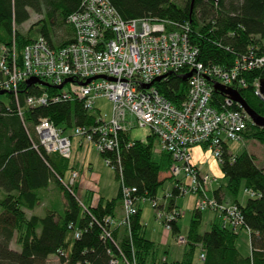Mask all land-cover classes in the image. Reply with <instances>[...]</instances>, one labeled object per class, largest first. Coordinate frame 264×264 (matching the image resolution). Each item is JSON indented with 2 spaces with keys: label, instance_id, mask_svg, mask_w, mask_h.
Listing matches in <instances>:
<instances>
[{
  "label": "trees",
  "instance_id": "16d2710c",
  "mask_svg": "<svg viewBox=\"0 0 264 264\" xmlns=\"http://www.w3.org/2000/svg\"><path fill=\"white\" fill-rule=\"evenodd\" d=\"M110 2L125 20L151 18L187 25L189 41L199 48L207 63L230 65L249 49L264 53V0ZM79 9L80 0H0V46L9 51L14 48L20 63L24 47L35 40L30 36L34 26H38V36L52 48L66 46L75 40L67 17ZM32 13L42 17L26 31L21 30ZM57 30H62V34H56ZM186 72H172L154 85L167 100L178 104L187 95ZM244 77L246 85L238 88V93L253 110L264 115V101L255 93V82L264 78V69L251 70ZM41 81L45 85L22 81L16 92L0 96V264H50L52 254L60 264H194L198 250L205 253L201 264H264V165L260 166L253 154L247 150L233 154L223 145L220 168L227 183L219 186L225 199L240 209L243 228L249 233V252L238 249V233L223 227L216 215L203 228L202 212L193 208L182 258H158L155 242L145 236L139 206L128 224L110 225L107 221L117 219L122 209L120 188L112 198L93 199L96 191L88 190L86 205L74 195L78 181L70 188L64 185V176L74 168L72 158L46 152L34 126L42 118L49 119L73 141V128L97 124L98 111L84 108L77 97L48 99L45 104L27 106L29 96L60 93L48 80ZM214 94L217 104L227 96L220 91ZM245 138L258 141L264 149V127L248 122ZM118 140V148L100 152L101 157L110 160L108 165L116 180L121 178L125 185L136 187L138 197L154 198L158 187L168 179H160L159 175L168 171L170 155L160 152L154 158L157 138L152 133L141 141L131 140L128 132H122ZM50 183L62 195L63 211L50 208L43 215L32 213ZM241 187L251 188L258 195L241 202L237 198ZM173 195H177V190ZM173 201L170 198L169 205ZM178 221L171 222L174 236L180 233ZM76 232L80 233L78 237Z\"/></svg>",
  "mask_w": 264,
  "mask_h": 264
},
{
  "label": "built area",
  "instance_id": "2783aa9c",
  "mask_svg": "<svg viewBox=\"0 0 264 264\" xmlns=\"http://www.w3.org/2000/svg\"><path fill=\"white\" fill-rule=\"evenodd\" d=\"M67 22L74 28V42L52 48L38 36L24 47L20 63L14 48L9 51L6 46H0V90L16 92L20 82L30 77L48 80L55 87L69 78L59 89L60 93L29 96L26 105L36 107L48 99H81L84 108L98 111V123L90 128L75 127L72 134L99 153L118 148L119 134L129 133L134 126L151 129L158 141L157 151L171 157L167 171L170 189L160 204L157 196L138 197L136 187L125 185L120 178L123 214L119 219L108 218L109 224H128L137 212L138 202L149 201L156 219L171 230V222H177L183 215L176 198L191 194L195 210L213 213L223 227L234 233L243 229L238 205L225 199L219 186L215 187V177L193 163L191 149L194 146L209 149L221 162L223 145L230 150V142L244 139L248 122L252 123L250 117L229 94L217 104L213 84L217 82L238 92V88L246 85L244 74L264 69V53L249 49L230 65L204 62L199 48L189 41L187 25L151 18L125 20L110 0H80V9L71 13ZM185 70L186 74L192 72L187 78V95L173 104L159 92L155 79L165 75L162 80L172 72ZM88 78L94 79L84 83ZM145 84L151 85L145 88ZM255 93L264 101L259 79L255 82ZM100 100L109 102V115L102 114L97 107ZM34 131L46 152L72 158L70 136L49 119H40ZM104 161L109 164L110 160ZM118 170L121 173L120 166ZM78 174L70 170L64 185L70 188ZM174 190H177L175 196ZM243 194L248 198L258 195L251 188H244ZM170 198L174 200L172 205H169ZM79 234L76 232L75 236ZM177 241L185 244V235L179 233ZM204 258L201 250L197 259ZM112 262L118 264V261Z\"/></svg>",
  "mask_w": 264,
  "mask_h": 264
},
{
  "label": "rangeland",
  "instance_id": "374dc122",
  "mask_svg": "<svg viewBox=\"0 0 264 264\" xmlns=\"http://www.w3.org/2000/svg\"><path fill=\"white\" fill-rule=\"evenodd\" d=\"M41 17L42 16L40 14L32 13L30 19L22 24L23 27L21 28V30L26 31L33 22L39 20ZM38 31V26H34L32 31L30 32V36L33 38H37L39 35ZM56 34H62V30H57ZM2 95L3 94H1L0 96ZM97 107L100 108L102 114L109 115L110 104L107 100H100L97 104ZM149 134H151V129L149 127L134 126L129 131V137L131 138V140L146 141ZM157 142L158 141L156 140L154 144L155 148L153 150L155 159L158 158V153H160L157 151ZM229 145L230 151L233 154H239L242 151L247 150L255 156L256 161L260 166L264 165V149L258 141L254 139H247L244 136V139L241 142H230ZM191 153L193 163L196 164L199 169L203 170L204 172L210 173L213 177L216 178L217 182L215 184V187L216 185L220 186L227 183V179L221 172L219 160L215 156H213L212 152L209 149L196 147V149H191ZM71 161L72 165L74 166L73 169L78 171V173L80 174V179L82 181V184L79 185V188L74 193V195L80 201H84L87 205L84 189L86 186L92 187L96 190L95 197L99 196L100 194L105 198H111L116 195L119 184L118 180L115 179V172L113 168L104 161L99 151H97L95 147H91L90 145L87 146L82 139L74 137L72 141ZM213 161H215L214 164ZM82 162H84L85 166L87 165L89 169L81 168L80 173L78 166ZM69 172H67L64 176V181H67ZM169 189L170 184L167 179L164 180V182L158 187L156 196L160 204L163 203L164 193ZM243 190L244 188L241 187L237 195V198L241 202H244L248 198L243 194ZM41 198V204H39L32 213L43 215L46 212V209L50 208L57 210L59 213L63 211V198L58 189L55 187L54 183H50L49 187L41 192ZM193 204L194 196L191 194H186L184 196H179L178 198H176V205L178 206L179 210L183 212V215L179 218L178 226L180 229V233L185 235V237L190 218L193 213ZM138 206L141 209V222L145 225V236L146 238L154 241L158 248L156 254L157 257L161 259L167 258L168 261L181 259L185 250V244H180L177 241L178 235H172L170 230H167L163 225H161L162 223L158 219H156L155 211L151 207L149 201H139ZM28 213L30 214L31 212L28 211ZM211 217V213L207 211L202 212L203 228L208 227L207 225ZM237 247L242 253L249 252V233L244 228L238 231ZM198 252L199 250L196 251V254L194 256V264H201L202 262L197 259ZM49 258H55V256L52 254ZM56 262V264H60L58 260ZM49 263L53 264L54 262L50 261Z\"/></svg>",
  "mask_w": 264,
  "mask_h": 264
},
{
  "label": "water",
  "instance_id": "95a60500",
  "mask_svg": "<svg viewBox=\"0 0 264 264\" xmlns=\"http://www.w3.org/2000/svg\"><path fill=\"white\" fill-rule=\"evenodd\" d=\"M192 72H189L188 74H186L184 76L185 79L189 78L191 76ZM165 75L161 76V77H158L155 79V81H159L162 77H164ZM96 78V77H94ZM94 78H88L87 80L84 81V83H88L90 82L92 79ZM109 80H111V78H108ZM70 81V79H66L64 81L65 82H68ZM27 83H39V84H42V85H45L43 83V81H41L40 79L36 78V77H30L26 80ZM60 84V85H57L55 88L57 89H61L63 84ZM151 84H145L143 85V87L147 88L149 87ZM259 85H260V92L264 95V78H261L259 79ZM214 86V89L216 91H220V92H223L225 94H229L231 96L232 99H234L235 101H237L238 103H240V105L243 107V109L245 110V112L248 114V116L250 117L251 121L253 124L259 126V127H264V115H261L259 113H257L255 110H253L246 102L245 100L240 96V94L238 92H236L234 89L232 88H229L225 85H222V84H219L217 82H215L213 84ZM4 93H8L7 91L5 90H0V95L1 94H4Z\"/></svg>",
  "mask_w": 264,
  "mask_h": 264
},
{
  "label": "crops",
  "instance_id": "0c3cea01",
  "mask_svg": "<svg viewBox=\"0 0 264 264\" xmlns=\"http://www.w3.org/2000/svg\"><path fill=\"white\" fill-rule=\"evenodd\" d=\"M196 147H202V146H194L193 148L196 149ZM202 148H203V147H202ZM198 149H199V148H198ZM203 149H204V148H203ZM84 166H85L84 162H82V163L78 166V167H79V171H80V173H81V168H82V169H87L86 166H85V167H84ZM88 169H89V167H88ZM202 171H203V170H202ZM161 175L163 176V178H166V177H167V178H168L167 180L170 182V179H169V176H168V173H167V172H161V173H160L159 177H160V179H163ZM77 181H78L79 185L82 184V183H81L82 181H81V179H80V174H79V178H77ZM169 184H170V183H169ZM84 189H85V192H86V191H88V190H92V189H94V188H92V187H87V186H86ZM118 189H119V186H118V188H117V192H118ZM94 190H95V189H94ZM95 191H96V190H95ZM117 192H116V194H117ZM99 196H100V197H103L101 194H100ZM115 196H116V195H115ZM92 198H93V199L95 198V197H94V194H93V197H92ZM103 198H105V197H103ZM111 198H112V197H111ZM209 213H211V212H209ZM211 214H212V217H213L214 214H213V213H211ZM121 216H122V209H119L116 218L118 219V218H120ZM212 217H211V218H212ZM211 218H210V219H211ZM210 219H209V220H210ZM161 225H162V224H161ZM49 259H50V261H53V262H54L53 264H56V263H57L56 261L58 260L56 256H55V258H49Z\"/></svg>",
  "mask_w": 264,
  "mask_h": 264
},
{
  "label": "clouds",
  "instance_id": "9594fccd",
  "mask_svg": "<svg viewBox=\"0 0 264 264\" xmlns=\"http://www.w3.org/2000/svg\"><path fill=\"white\" fill-rule=\"evenodd\" d=\"M215 163V161H213V164Z\"/></svg>",
  "mask_w": 264,
  "mask_h": 264
}]
</instances>
